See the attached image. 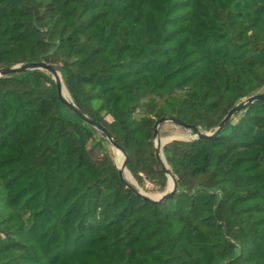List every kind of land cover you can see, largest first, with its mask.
Segmentation results:
<instances>
[{
  "label": "trees",
  "instance_id": "trees-1",
  "mask_svg": "<svg viewBox=\"0 0 264 264\" xmlns=\"http://www.w3.org/2000/svg\"><path fill=\"white\" fill-rule=\"evenodd\" d=\"M27 62L164 190L158 120L213 132L264 93V0H0V68ZM100 133L48 72L0 79V264H264V98L163 147L164 203Z\"/></svg>",
  "mask_w": 264,
  "mask_h": 264
},
{
  "label": "water",
  "instance_id": "water-1",
  "mask_svg": "<svg viewBox=\"0 0 264 264\" xmlns=\"http://www.w3.org/2000/svg\"><path fill=\"white\" fill-rule=\"evenodd\" d=\"M33 70L46 71L52 75V77H53V79H54V81L58 87L59 98L63 102V104L65 106H67L69 109H71L85 123H87L88 125L94 127L95 129L99 130L100 132H102V134L107 138V140L112 144V146L116 150L120 151L122 153V155L124 156L122 166L120 168L118 167L119 172H120V178H121L122 182L126 185L127 188L132 190L135 194L140 196L142 199H144L146 201L153 202V203H164L169 198H171L176 192H178V188H179L178 181L175 178V176L172 174V172L170 171V168L168 167V164H167L165 157L163 155V147H164L165 143L162 142V138L160 136V131H159V128L162 124H164L166 122L176 123V124L180 125L181 127L186 128V129L194 132V134H196V136H197L196 139L215 138L218 135H220L226 129V127L234 119L236 114H238L239 112L244 110L247 106H249V105L257 102L258 100L264 98V93H259V94H256V95L250 97L248 100L238 104L237 106H235L233 109L230 110V112L223 119L221 124L213 132H209V133L202 132L199 130L198 127L189 125V124L185 123L184 121H182L178 118L163 117L160 120H158L155 124V140H156V142H155V147H156L155 155H156V157L160 163V166L162 167V169L164 170V172L168 178V190L164 194H162L161 196H149L148 194L143 192L139 187H137L136 184L134 182H132L131 180H129V178L126 176L125 171H127L129 174H131L127 168L128 155L125 152V150L122 149L117 144V142L112 137L110 132L103 125H101L98 122H95L93 119H91L89 116H87L82 110H80L73 103L71 96L69 98L64 97V95H63L64 84L62 81V77H61L59 71L54 66L47 65L45 62H27V63H22V64L10 66V67H2V68H0V79L4 78V77L12 76V75L26 73V72L33 71ZM179 140H183V139H179ZM171 182H172V186L170 187Z\"/></svg>",
  "mask_w": 264,
  "mask_h": 264
},
{
  "label": "rangeland",
  "instance_id": "rangeland-1",
  "mask_svg": "<svg viewBox=\"0 0 264 264\" xmlns=\"http://www.w3.org/2000/svg\"><path fill=\"white\" fill-rule=\"evenodd\" d=\"M159 131H160V136L162 138V142L165 143L164 146L166 144H168L172 141H176V140L177 141H192V140H196V138H197V136H196V134H194V132H192L186 128H183L180 125L173 123V122H166V123L162 124L159 128ZM100 134L102 136V132ZM179 139H183V140H179ZM106 140H107V138H106ZM155 142H156V140L154 141V143ZM106 147H107L108 152L110 153L111 157L113 158L114 162L120 168V166L118 164V158H117V151L118 150H116L109 141H108V143H106ZM130 175L132 177V182H134L137 187H139L143 192H145L149 196H161L162 194H164L168 190V180H167V186L163 190L160 186V183L157 180H151L148 177H146L145 175H143V182L140 185L136 181V179L133 177V175L132 174H130ZM146 179L151 181L154 185L147 186V184L145 183Z\"/></svg>",
  "mask_w": 264,
  "mask_h": 264
},
{
  "label": "bare ground",
  "instance_id": "bare-ground-1",
  "mask_svg": "<svg viewBox=\"0 0 264 264\" xmlns=\"http://www.w3.org/2000/svg\"><path fill=\"white\" fill-rule=\"evenodd\" d=\"M63 95L66 98H69L70 97L69 92L67 91V89L65 88V86H63ZM117 158H118V164L121 167L122 166V163H123V160H124V156L122 155V153L120 151H117ZM125 173H126L127 177L132 181L131 175L127 171H125ZM171 186H172V182L170 183V187Z\"/></svg>",
  "mask_w": 264,
  "mask_h": 264
},
{
  "label": "built area",
  "instance_id": "built-area-1",
  "mask_svg": "<svg viewBox=\"0 0 264 264\" xmlns=\"http://www.w3.org/2000/svg\"><path fill=\"white\" fill-rule=\"evenodd\" d=\"M145 183L147 184V186H149V185H154L151 181H149V180H145Z\"/></svg>",
  "mask_w": 264,
  "mask_h": 264
}]
</instances>
